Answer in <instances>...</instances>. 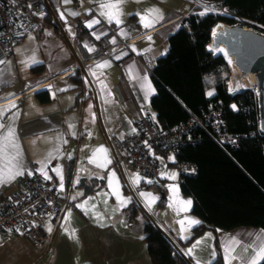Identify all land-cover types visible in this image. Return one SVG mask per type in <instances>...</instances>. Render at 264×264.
<instances>
[{"label": "crops", "instance_id": "1", "mask_svg": "<svg viewBox=\"0 0 264 264\" xmlns=\"http://www.w3.org/2000/svg\"><path fill=\"white\" fill-rule=\"evenodd\" d=\"M133 1L121 4L126 7L123 9L124 17H121L123 23L116 24L114 21L108 23L98 13L94 1L83 4L79 0H50L49 10L61 23L81 60L96 51L95 38L105 35L110 39L107 53L99 55L85 66L96 92L106 135L97 117L94 98L92 102L87 97V89L77 100V91L72 89L73 83L67 76L73 70L75 58L73 56L71 60L69 51L60 44L63 40H56L59 37L51 27L39 21L21 42L13 46L9 56H4L0 51V61H3L0 63V109L15 104L14 108H8L0 116V124L5 125V128H0V133L5 132L8 125L14 126L20 152L19 169L23 171V175H16L11 180H7L5 174L4 182L0 183V199L12 191L20 190L26 177L34 171L45 178L39 171L45 167L50 177L45 178L46 183L58 189L62 202H69L60 215L44 219L43 226L50 241L43 247L33 245L20 233L0 234V264H151L143 240V217L138 216L136 221L129 223L124 211L135 200L132 191L136 192L141 204L175 242L190 237L197 225L186 226L187 230L181 232L180 220L185 217L199 219L191 213L193 198L182 192L179 174L178 183L172 184L169 189L158 180L171 178L174 181L176 178L169 169L161 176L163 165L159 159L163 157L168 165H173V158L167 157L169 154L161 155L155 153L154 147L150 148L151 154L160 164L157 180L164 184L163 193L165 189L166 194L168 191L162 204H158L161 197L159 192L141 189V183L134 182L135 176L121 165L123 163L115 162L114 155L117 157L121 140L137 127L138 115L147 114L155 118L149 105L155 93L149 71L157 58L166 53L167 36L172 25L176 27L181 17L191 13L194 8L191 0H164L167 6L160 8L154 5L158 0ZM151 8L159 9L163 19L153 27L145 28L140 23V15ZM92 20H98L99 23L87 27ZM65 24L74 27L76 24L82 25L89 37H83L78 31L81 36L77 42L74 39L76 32L70 36ZM106 61L110 62V66L97 67ZM40 64L45 67L36 71L32 69ZM130 66L135 79L129 75ZM148 83L154 91L147 90ZM203 83L207 93V84L211 83L205 75ZM44 86L49 93L47 102L39 101L34 93ZM101 146L107 149V158L111 161L106 167L98 166L102 153H97V163L92 162L95 150ZM8 151L9 155L14 154L13 149ZM8 163L0 157V169H4ZM58 167L62 169V180L61 175L53 171ZM112 173H115L114 183L118 181L120 196L128 201L123 206L109 186ZM124 186L128 191L124 190ZM173 186L177 189L176 194L172 192ZM141 193L151 194L153 202L149 204L148 198ZM178 200H190L191 206L187 211H178ZM73 230L75 238H72ZM262 232L260 227L250 226H241L229 232L208 229L180 248L195 264L197 261L199 264H209L214 257L216 243L225 264L226 244H230L233 239L238 240L240 243L236 253L250 257L260 243L257 237ZM197 241L202 243L189 255L188 249ZM244 246H249L247 251H244ZM232 264L244 262L237 259Z\"/></svg>", "mask_w": 264, "mask_h": 264}, {"label": "trees", "instance_id": "2", "mask_svg": "<svg viewBox=\"0 0 264 264\" xmlns=\"http://www.w3.org/2000/svg\"><path fill=\"white\" fill-rule=\"evenodd\" d=\"M191 2L194 3L193 0ZM222 2L231 16L189 14L176 27L173 28V24L167 36L166 53L157 58L149 71L155 88L149 105L158 121L167 126L185 123L191 118L202 116L211 101L222 100L227 131L241 136L237 146L221 145L209 136L195 144L179 145L173 165L177 167V161L184 160L196 166L194 176L179 174V184L182 192L193 198L191 213L200 222L192 229L190 237L176 242L179 247L191 243L208 229L217 228L229 232L241 226H250L260 227L264 232V132L258 130L259 111L255 91L244 88L230 94L222 83H216L211 95H208L203 83L207 72L224 63L223 56L207 48L213 26L218 23L239 25L264 34V0ZM34 19L52 28L59 39L63 40L73 60L59 28L53 22L51 11L48 10L40 20L37 17ZM80 36L76 31L74 39L78 42ZM44 67V64H40L32 69L36 71ZM67 76L73 83L72 89L77 91V100L87 89V97L93 102L89 82L80 68L73 69ZM34 93L39 101H49L45 86ZM153 147L155 153H170L161 145ZM157 179L158 176L150 182L142 181L140 188L159 192L161 197L158 204H162L164 184ZM124 190L128 191L126 186ZM124 211L129 223L136 221L138 216L143 217V240L151 264H188L141 211L135 200ZM209 264H223L216 243L215 255ZM259 264H264V259Z\"/></svg>", "mask_w": 264, "mask_h": 264}, {"label": "built area", "instance_id": "3", "mask_svg": "<svg viewBox=\"0 0 264 264\" xmlns=\"http://www.w3.org/2000/svg\"><path fill=\"white\" fill-rule=\"evenodd\" d=\"M193 2L195 5L193 14L211 13L231 16L222 0H193ZM48 10L49 0L25 2L0 0L1 53L9 56L13 46L21 42L25 34L37 26L39 21L34 18H40ZM75 28L81 31L83 37H89L82 25L76 24ZM109 40L105 35L99 39L95 38L96 51L86 56L83 64L89 65L99 55L107 53ZM237 91L239 90L228 89L230 94H235ZM254 91L258 98L257 90ZM223 115L222 100L211 101L202 116L174 126H167L151 115L140 114L137 117L136 129L121 140L115 162L126 163L144 175L157 178L159 162L150 152L153 146L161 145L167 148L175 159L179 145L195 144L205 136L211 137L221 145L237 146L241 136L227 131ZM258 130L261 131L260 126ZM177 167L181 176H194L197 171L193 163L184 160L177 161ZM68 204V201L60 200L56 187L47 184L42 174L34 171L26 177L25 184L20 190L4 195L0 199V234L20 233L33 245L43 247L50 241V236L43 226L44 219L52 215H60Z\"/></svg>", "mask_w": 264, "mask_h": 264}, {"label": "snow or ice", "instance_id": "4", "mask_svg": "<svg viewBox=\"0 0 264 264\" xmlns=\"http://www.w3.org/2000/svg\"><path fill=\"white\" fill-rule=\"evenodd\" d=\"M122 3H123V0H104V2L100 4L101 15L107 19L108 23H112L113 21L116 24L123 23L121 19V16L123 15L122 10H121ZM203 14L204 13H201V15ZM162 19H163V14L159 11V9H155V8L147 9L143 15H140V23L145 28L153 27L156 23H158ZM96 23H99V21L98 20L89 21L87 24V27L91 28L92 25ZM97 39H99V37H97ZM148 39L150 40L151 37H148ZM114 42L115 41L113 40V43ZM89 50L91 51L92 49H89ZM217 50L223 51L222 49H217ZM0 63H3V61H0ZM107 66H110V62L106 61L103 64L97 65V67H107ZM132 72H133V68L132 66H130L129 75L131 78L135 79V77L132 76ZM146 88L149 92L154 91L151 88L150 83L146 84ZM208 94L211 95V93H208ZM14 107H15V104H11V105L6 106L5 108L0 109V116H2L3 113L8 110V108H14ZM0 128H5V125L0 124ZM17 140H18V137L16 135L15 128L12 125H8L6 131L3 133H0V157H3L5 160L9 162L8 164L5 165L4 169H0V183L4 182L3 177L5 176V174H6L7 180L14 179L16 175H23V171L19 169L18 157L20 155V152H19ZM10 148L14 150L13 155H9L8 150ZM97 153L103 154L102 160L98 163V166L106 167L107 164L111 162L107 158V149H104L101 146V148L95 150L93 154V158H92L93 163H97V160L95 158ZM13 169H15V171H13ZM39 171H41L44 174L46 179H50V177H48L47 175V172L45 171V167H42L41 169H39ZM53 171H56L58 174H60L61 180L63 179L62 169L58 167V168H54ZM172 178H174V176ZM114 179H115V173H112L109 178V186L113 189V194L116 195L117 198L121 200V205L123 206L128 201L125 198L120 196L118 181H115L114 183ZM139 181H140L139 174H136V176L134 177V182L139 183ZM172 192L173 194H176L177 192V189L174 186L172 187ZM141 195L146 196L148 198L149 204L153 202L154 200V198L151 197V194L141 193ZM86 203L87 202H85V204ZM178 205H179L178 211H187L188 208L191 206V201L190 200L188 201L178 200ZM77 207H84V205H77ZM179 223L181 224V232L183 233L184 231L187 230L186 226L191 227L200 222L192 218L185 217V219L180 220ZM101 226H104V225L101 223ZM49 231H51L50 228H49ZM72 238H75L74 230H73ZM182 238H187V237H182ZM257 238L258 240H260V243L256 245V250L250 257H243L239 253H236V247L240 243L238 240L233 239L230 244H226L224 247L225 264H232V261L237 260V259L243 260L244 264H259L260 260L264 259V232H262ZM201 243L202 241H197L196 244L193 245L192 248L188 249V254L191 255L193 251L195 250V248ZM248 247L249 246H244V251H247ZM197 264H199V261H197Z\"/></svg>", "mask_w": 264, "mask_h": 264}, {"label": "water", "instance_id": "5", "mask_svg": "<svg viewBox=\"0 0 264 264\" xmlns=\"http://www.w3.org/2000/svg\"><path fill=\"white\" fill-rule=\"evenodd\" d=\"M189 14H192V12ZM53 18L55 24L59 28L61 36L75 58L76 64L73 66V69L80 68L92 88L97 117L100 126L106 135L96 92L85 69L83 60H81L77 55L74 46L70 42L59 20L54 15ZM219 44H222L225 47L227 54L233 57L234 63L242 72H252L254 74V86L257 90L258 96L259 126L261 131L264 132V35L244 26L224 24L214 32L213 30L211 32L209 45L211 47H217ZM114 157L117 158L116 155H114ZM131 193L133 194V191ZM162 196L164 201V193H162ZM135 201L153 225L167 238L175 249L180 252L186 262L188 264H193V262L182 252L181 248L176 244L171 236L153 219V217L143 208L142 204L136 198Z\"/></svg>", "mask_w": 264, "mask_h": 264}, {"label": "rangeland", "instance_id": "6", "mask_svg": "<svg viewBox=\"0 0 264 264\" xmlns=\"http://www.w3.org/2000/svg\"><path fill=\"white\" fill-rule=\"evenodd\" d=\"M79 1L83 2V4H86V3L90 2V1H94L95 5H96V7L98 9V13L101 14L100 4L102 2H104V0H79ZM127 2H128V0H123V3H127ZM131 2H134V1L131 0ZM80 4H82V3H80ZM49 5H50V0H49ZM89 5H91V4H89ZM154 5L156 6V8L166 7L167 6V4H166V2L164 0H158V3H154ZM123 9H126V7L124 5H121L122 13H124ZM102 17H104V16H102ZM121 17H124V14ZM221 24L224 25L223 23H221ZM65 28L67 30V33L70 36H72V34H74V32H76L75 31L76 30L75 27L71 26L69 24H65ZM42 40H45V39L42 38ZM56 40H60V39L57 38ZM60 44H62L63 47L65 48L63 43L60 42ZM212 52L214 53V51H212ZM214 54H216V53H214ZM223 58H224V62H225L226 59H225L224 56H223ZM59 61H61V60H59ZM75 64L76 63H74L73 66H75ZM205 78H206V80L209 79V82L211 83L210 85L207 84V93H210L211 91H213L214 85L216 83H222L224 85V87L226 88V90L228 91V89L226 87L227 81L230 79V80H233L234 82L238 83V81H240L241 76L235 71L234 67L232 65H230L229 66V73L226 74L225 76L220 74L219 66H218L214 70H211V71L207 72L205 74ZM68 83H69V81H68ZM244 88H252V89L256 90L254 85H246V84L245 85L244 84H238V86L236 87L235 90H241V89H244ZM167 157L168 158H173L170 153H169V155ZM159 162L163 165V171H162L163 174L166 172V169H169L170 170V174L172 173V175L176 176V178H174V181L171 178H167V180L158 179L159 181H162L165 184V187H167L169 189L172 184L178 183L177 176H178V174H180L179 173V169L177 167H175L174 165H168L163 157L159 159ZM121 165H123L129 172H131L132 175L136 176V174H139V177H140L139 183H141L142 180L145 181V182H150L152 180V178H150L149 176L144 175V174L134 170L132 167L128 166L126 163H123ZM161 176H163V175L161 174ZM125 182L128 184V187L131 189V187L129 186V183H128V181L126 179H125ZM149 190L152 191V189H149ZM167 194H168V191H167ZM167 194H166V189H165V193H164L165 198H167ZM132 197L134 199L136 198L139 201L136 192L133 191ZM142 206L152 216L151 212L148 211L145 208V205H142ZM153 219H154V217H153Z\"/></svg>", "mask_w": 264, "mask_h": 264}, {"label": "bare ground", "instance_id": "7", "mask_svg": "<svg viewBox=\"0 0 264 264\" xmlns=\"http://www.w3.org/2000/svg\"><path fill=\"white\" fill-rule=\"evenodd\" d=\"M193 5H194V3H193ZM194 9H195V5H194L193 10ZM220 24L221 23H218L215 26H213V28H212L213 32L222 26V24L221 25ZM207 48L209 50L214 51V53L220 54L221 56L225 57V59H226L225 62L219 66V71H220L221 75L225 76L226 74H228L229 73V66L232 65L234 67L235 71L241 76L240 81H238V83L229 79L227 81V84H226L227 89L235 90L236 87L238 86V84H244V85L245 84L246 85H254L255 84L254 74L252 72H242L238 68V66L234 63L233 57L227 54V51L222 44H219V46H217V47H211L208 43ZM217 49H222L223 51H218ZM65 71H67V70H65Z\"/></svg>", "mask_w": 264, "mask_h": 264}]
</instances>
